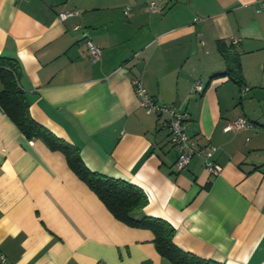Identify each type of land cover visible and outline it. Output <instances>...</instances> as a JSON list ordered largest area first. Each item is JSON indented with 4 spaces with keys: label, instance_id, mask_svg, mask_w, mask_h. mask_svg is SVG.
I'll return each mask as SVG.
<instances>
[{
    "label": "crops",
    "instance_id": "1",
    "mask_svg": "<svg viewBox=\"0 0 264 264\" xmlns=\"http://www.w3.org/2000/svg\"><path fill=\"white\" fill-rule=\"evenodd\" d=\"M148 1L0 0V54L19 60L34 120L77 145L90 170L145 192L132 218L168 221L173 242L202 258L264 264V0H154V10ZM63 9L79 13L59 20ZM86 38L101 50L95 62ZM222 50L240 64L241 84L212 77L228 67ZM134 78L185 112L197 144L218 146L217 174L196 155L174 170L167 114L145 112ZM238 116L253 126L224 131ZM153 240L0 107V253L9 264H172Z\"/></svg>",
    "mask_w": 264,
    "mask_h": 264
},
{
    "label": "trees",
    "instance_id": "2",
    "mask_svg": "<svg viewBox=\"0 0 264 264\" xmlns=\"http://www.w3.org/2000/svg\"><path fill=\"white\" fill-rule=\"evenodd\" d=\"M222 54L228 67L225 72L212 75H227L233 81L241 84L242 73L240 64H230L232 55ZM22 66L15 56L0 54V107L16 124L28 139H40L50 149L61 151L68 166L84 181L88 187L102 200L104 205L117 219L130 226L148 228L154 233V245L158 253L172 264H229L212 259L202 258L192 252L180 249L174 242L175 228L166 220L158 217L144 216L134 219L130 213L144 207L148 201L145 192L137 185L123 178L111 177L90 170L80 156L77 145L71 144L56 136L32 118L29 112V102L24 90L20 87Z\"/></svg>",
    "mask_w": 264,
    "mask_h": 264
},
{
    "label": "built area",
    "instance_id": "3",
    "mask_svg": "<svg viewBox=\"0 0 264 264\" xmlns=\"http://www.w3.org/2000/svg\"><path fill=\"white\" fill-rule=\"evenodd\" d=\"M148 7L151 10L155 9V1L149 0ZM129 11V6H126L124 12ZM78 10H60L57 14L59 20H65L69 17L77 15ZM79 26L74 25L73 28L77 29ZM85 44L92 61H97L101 57L100 48L90 39H85ZM132 85L139 105L144 108L147 113H154L157 115L167 114V127L169 129V140L177 150V157L173 162L175 171L185 169L193 156H200L203 159L204 168L206 171L215 175L220 170L219 164L216 162L214 156L218 152V146L214 144L199 145L197 142L189 137L187 133V123L185 112L178 109L174 105L158 103L155 98L146 90L140 78L132 79ZM204 85L201 80L194 83V90L202 92ZM245 90L247 87L244 88ZM252 123L246 120L243 116H238L232 120L227 121L223 125L224 131L237 132L242 129L252 127ZM0 264H9L7 257L4 253H0Z\"/></svg>",
    "mask_w": 264,
    "mask_h": 264
}]
</instances>
